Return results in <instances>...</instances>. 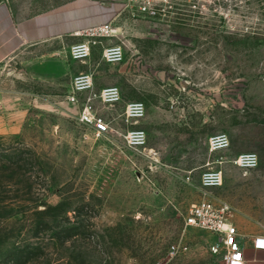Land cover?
Masks as SVG:
<instances>
[{
    "label": "rangeland",
    "instance_id": "1",
    "mask_svg": "<svg viewBox=\"0 0 264 264\" xmlns=\"http://www.w3.org/2000/svg\"><path fill=\"white\" fill-rule=\"evenodd\" d=\"M108 1L119 5L113 34L84 62L50 41L0 63V264H224L217 236L183 216L207 163L254 152L257 167L224 162L208 192L264 234V0ZM116 44L122 61L106 62L102 47ZM81 71L94 91L121 93L115 105L93 101L97 129L77 120L87 93L67 99ZM128 101L145 105L144 148L123 139ZM218 133L229 147L210 153Z\"/></svg>",
    "mask_w": 264,
    "mask_h": 264
},
{
    "label": "built area",
    "instance_id": "2",
    "mask_svg": "<svg viewBox=\"0 0 264 264\" xmlns=\"http://www.w3.org/2000/svg\"><path fill=\"white\" fill-rule=\"evenodd\" d=\"M143 8H147L145 3ZM80 34L84 35L86 39L71 44L68 48V56L74 61L84 62L90 56L93 46L101 44L103 39L113 34V28L110 23H101L82 30ZM101 57L109 63L122 61V45L103 46ZM93 85L91 72L81 71L75 74L71 78L67 99L71 103H78L79 95L87 93L77 114V120L83 125L97 129L105 123L97 115L93 101L97 99L103 104L115 105L121 101V93L117 86H105L94 91ZM144 114L145 105L142 101H128L123 105L120 115L125 123L133 125L123 133V139L129 147L140 149L146 145L145 131L135 127ZM207 147L210 153L227 149L229 147L228 136L225 133L210 136L207 140ZM226 161L243 170L253 169L258 165V157L254 152L237 153L230 159L221 158L216 161L217 166L215 167L209 166L207 163V167L199 173V187L202 190V196L190 204L183 220L186 226L204 228L217 236L224 246L221 256L224 264H248L244 258L243 248L239 243L238 232L233 222V207L208 192V189L222 185L224 177L222 164ZM252 244L255 249H264V237L253 238Z\"/></svg>",
    "mask_w": 264,
    "mask_h": 264
},
{
    "label": "crops",
    "instance_id": "3",
    "mask_svg": "<svg viewBox=\"0 0 264 264\" xmlns=\"http://www.w3.org/2000/svg\"><path fill=\"white\" fill-rule=\"evenodd\" d=\"M20 1L0 0V63L25 45L58 41L68 51L71 44L86 39L80 34L82 30L101 23L112 24L119 12L118 3L108 0H60L31 14L19 15L15 7ZM233 222L248 264H264V249H255L252 244L254 235L264 234L251 230L247 233L245 225L236 224L235 219Z\"/></svg>",
    "mask_w": 264,
    "mask_h": 264
}]
</instances>
